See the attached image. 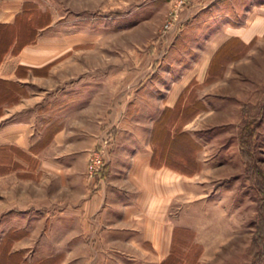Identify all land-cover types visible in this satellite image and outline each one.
<instances>
[{
  "label": "rangeland",
  "instance_id": "obj_1",
  "mask_svg": "<svg viewBox=\"0 0 264 264\" xmlns=\"http://www.w3.org/2000/svg\"><path fill=\"white\" fill-rule=\"evenodd\" d=\"M26 2L35 66L0 79V122L8 108L37 111L27 149L0 152L15 162L0 167L12 175L0 198L144 193L135 219L169 227L160 251L90 227L87 247L61 238L44 264H264V0H22L15 17ZM11 238L0 264L21 259L5 256Z\"/></svg>",
  "mask_w": 264,
  "mask_h": 264
},
{
  "label": "crops",
  "instance_id": "obj_2",
  "mask_svg": "<svg viewBox=\"0 0 264 264\" xmlns=\"http://www.w3.org/2000/svg\"><path fill=\"white\" fill-rule=\"evenodd\" d=\"M21 1L22 0H1L0 24L13 23ZM239 37L245 38L246 35L239 34ZM26 47L27 45L21 47L13 54L5 53L3 55L0 60L1 80L19 81L21 79L17 76L16 69L24 66H35L31 63L35 51L28 48L26 49ZM19 101L17 102L20 103L21 101ZM9 111V108L5 109V114L1 115L2 121L0 122V131H5L6 138L0 140V146H4L7 151L9 150V147H16L23 151L24 149H27L25 145L27 143L26 141L28 140L30 133L33 132L32 123L37 108L30 110L29 108L21 107L11 109V112ZM32 156L35 157L34 155H31V157ZM21 160L22 159L18 160L16 158V162ZM4 165L6 167L7 165L9 166L7 163ZM145 167L148 170L147 164L143 165V169ZM140 168L142 167L140 166ZM146 169L144 172L147 171ZM11 176L12 175L7 173V175H1L0 178L8 179ZM113 193L114 194H109V192L106 193L101 190L92 195L84 194L77 203H69L64 206L55 205L50 202L41 204L37 197L36 200L34 197H31V201H21L22 198L15 200L11 198H0V239L8 233L12 236V240H9V246L11 249L5 253V256H11V254L15 255L14 251L18 250L20 256H22H13L16 257V259L21 258L20 261L16 260V262H19H17L18 264H33V261L27 262L30 261L29 258H26L28 255L32 256V259L35 258L36 261L40 260V257L49 258L55 253V247L61 244L60 242H56V240L61 241L59 240L61 238L64 246L70 244L73 240H78L79 246L87 247V242H91L87 233L90 227L92 229L96 228V230L101 229L106 231L107 229H110V231H116L113 233H115V236L116 238L118 237V239L119 231L124 229L129 230L133 234V236L129 238V241H132V244L148 242L151 246L159 248L158 251H160V248L162 247L166 248L168 238L165 231L169 228L166 223L157 222V225H153L150 220L144 222V220L141 219L142 221L140 223L138 221L139 219H135V217L139 215V213L136 212L142 210L140 212V215H142L143 210L147 208V205L150 206L149 203H145V200H150L151 197L145 196L147 194L144 193H133L132 195H136V198L135 200L129 201L126 196H130V193L126 194L119 191ZM101 202L102 204L99 206ZM166 203L167 202L164 201L160 206L161 208H158L160 215H164L163 212L166 210ZM90 206L93 207L92 209H94V206H99L100 208L96 212H92L93 210ZM132 209L134 210L131 211ZM149 209H151V207ZM154 209L155 208H152L149 211V214L151 211L153 212ZM120 212L123 213L125 219L111 224V222L116 221L115 218L112 217L115 216L117 218V213ZM94 213L97 214L95 222L98 221L97 219L99 217H103V219H105L104 224L106 225L97 222L99 225L96 226L94 220L89 217ZM108 215L111 218L109 221L107 220ZM137 218H141V216ZM106 222H108V224ZM126 222H130V224L126 227L122 226ZM89 223H91L92 226L88 225ZM102 226L106 227L102 228ZM23 231H28L29 234H26L23 237H21L22 235L17 237L14 235L15 233H12ZM40 231H42V233H40ZM152 231L154 233H152ZM30 235L31 238L29 237ZM57 236L59 237L58 239ZM99 239H101L100 236L96 237V245H98ZM31 247L33 249L31 250V253L28 254L30 251L28 249ZM40 248L43 249V254H40ZM22 251L24 254H22ZM36 252H38V255Z\"/></svg>",
  "mask_w": 264,
  "mask_h": 264
},
{
  "label": "trees",
  "instance_id": "obj_3",
  "mask_svg": "<svg viewBox=\"0 0 264 264\" xmlns=\"http://www.w3.org/2000/svg\"><path fill=\"white\" fill-rule=\"evenodd\" d=\"M24 7H25L24 12L16 16L13 23L0 24V60L7 51L11 50L14 53L18 51L23 45L29 43V41L33 38L32 36L35 33L36 26H34L33 21L25 13L26 9L31 10L33 6L32 4L26 2ZM31 11H33V9ZM13 148H15V151L20 152L18 148L12 147V149ZM4 150H6V148L4 146H0V152ZM1 155L2 154H0V167L5 168L6 166L4 164L5 163L9 164L10 161H11V165L15 166V162H12L11 156L5 155V157L6 156L7 157L2 158ZM15 155L19 156L18 153ZM50 260L51 258H45L42 260L35 261V263L33 264H44ZM172 261H173L172 257H169L167 260L163 262V264H169Z\"/></svg>",
  "mask_w": 264,
  "mask_h": 264
},
{
  "label": "built area",
  "instance_id": "obj_4",
  "mask_svg": "<svg viewBox=\"0 0 264 264\" xmlns=\"http://www.w3.org/2000/svg\"><path fill=\"white\" fill-rule=\"evenodd\" d=\"M102 158L100 156H96L94 159L91 160V163L89 164V172L94 171V167H97L99 164H101Z\"/></svg>",
  "mask_w": 264,
  "mask_h": 264
}]
</instances>
